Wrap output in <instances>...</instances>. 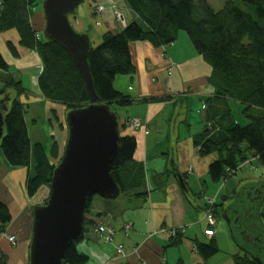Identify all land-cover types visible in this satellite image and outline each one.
Instances as JSON below:
<instances>
[{"label":"crops","instance_id":"1","mask_svg":"<svg viewBox=\"0 0 264 264\" xmlns=\"http://www.w3.org/2000/svg\"><path fill=\"white\" fill-rule=\"evenodd\" d=\"M111 1L99 4L105 7L100 14L107 9L113 13ZM122 3L128 14L127 22L135 19V13L124 0ZM93 11L97 15L96 8ZM85 16L83 9L82 14L73 19L79 27L77 31L89 34L91 39L90 27L84 26L82 21ZM103 21L107 31L114 30L108 17ZM31 22L38 37L43 38L46 19L42 2L34 8ZM0 40V50L10 65L5 73L0 69V88L7 83L4 77L11 74H20L16 79L21 82L25 76L29 77L36 90V94H32L30 88H25L30 98L27 96L23 100L27 103L25 120L30 139L32 143L44 144L48 152L57 143L61 157L69 134L68 110L62 104L47 100L41 93L38 86L43 69L41 56L21 46L20 35L15 29L0 33ZM193 46L182 33L174 43L161 47L148 41L130 43L136 70L117 76L114 87L130 95L135 102L127 107L114 106V111L119 117L120 135H133L137 140L134 157L144 166L145 179L141 190L121 194L123 197L116 200L93 197L85 216L84 239L77 245L78 251L89 257L86 264H179L180 261L183 264H233V254H227L224 259L214 256L205 262L194 248L195 240L209 242L215 238L218 242V226L214 235H205L208 228L204 219L205 195H212L219 187L218 198L229 181L223 185L212 181L209 166L216 155L201 156L194 144V136L205 128V101L214 89L209 83L212 68ZM153 97L161 99L151 100ZM134 117L140 118L144 126L131 127L128 121ZM175 166L184 175L188 198L183 193ZM27 177V168L12 167L2 159L0 200L9 206L13 216L6 231L0 233V251L8 257V264H30L35 206L29 204L38 193L32 198L28 196ZM140 193L142 195H138ZM100 224L113 229L111 240L98 232ZM127 224L132 225L128 231L125 230ZM173 229L183 233V240L177 245L172 241L176 235ZM9 236L16 237V244L9 241ZM120 245L124 247L123 254H118Z\"/></svg>","mask_w":264,"mask_h":264},{"label":"trees","instance_id":"2","mask_svg":"<svg viewBox=\"0 0 264 264\" xmlns=\"http://www.w3.org/2000/svg\"><path fill=\"white\" fill-rule=\"evenodd\" d=\"M42 1L0 0V33L17 30L21 46L39 53L43 69L38 86L47 100L64 105L68 111L86 107L91 103L90 95L71 55L61 44L38 37L31 22L34 8ZM124 1L136 18L128 21L119 32H105L101 44L92 46L88 56L99 102L110 104L113 111L114 106L127 107L135 102L130 95L114 87L117 76L136 70L130 52L131 42L148 41L156 47L166 46L185 31L196 52L212 68L209 83L214 92L205 101V128L194 136L201 156L216 155L209 166L212 181L225 184L248 161L264 166V0H228L221 10H216L208 0ZM9 68L0 51V69L7 71ZM10 87L18 90V97L10 99L11 106L4 112L0 167L5 159L12 167L27 168L25 186L32 198L42 187L50 186L61 157L57 143L49 152L44 144L32 143L25 120L27 105L20 100L25 88L21 81L13 80L4 84L5 94L9 95ZM233 102L243 106L242 117L246 124L237 120ZM119 146L120 158L112 174L122 194L141 190L145 170L134 157L135 136L121 135ZM183 193L188 198V194ZM92 199H88L87 208ZM217 207L218 203L216 215ZM261 215L264 222L263 210ZM12 221L9 206L0 200V233L6 231ZM182 240L181 232L172 238L174 245ZM194 242L195 250L205 262L220 252L215 238L209 242ZM77 245L74 242L69 247L62 264L88 263V255L79 252ZM232 262L259 264L248 252L232 255ZM262 262L264 264V259ZM0 264H8V257L1 251Z\"/></svg>","mask_w":264,"mask_h":264},{"label":"water","instance_id":"3","mask_svg":"<svg viewBox=\"0 0 264 264\" xmlns=\"http://www.w3.org/2000/svg\"><path fill=\"white\" fill-rule=\"evenodd\" d=\"M85 0H43L46 26L44 37L61 44L78 66L91 103L67 112L68 140L59 164L54 170L45 204L33 208L30 264H62L69 247L80 243L86 231L88 199L100 197L116 200L122 190L112 169L120 158L119 117L110 104L100 103L90 64V35L78 32L72 22L78 6ZM0 141L4 136L5 115L11 97L0 89ZM174 163V161H173ZM174 170L185 192L189 191L184 175ZM237 204L225 211L232 231L248 241L254 259L263 264L264 181L247 184L239 194ZM262 258V259H261Z\"/></svg>","mask_w":264,"mask_h":264},{"label":"rangeland","instance_id":"4","mask_svg":"<svg viewBox=\"0 0 264 264\" xmlns=\"http://www.w3.org/2000/svg\"><path fill=\"white\" fill-rule=\"evenodd\" d=\"M116 6L118 7V9H114L113 8V13L107 9L105 13L103 14H95L93 10H95V7H97V5H99L102 2H106V0H85L82 4H80L75 12L74 15H71L70 19L71 22L74 26V28L76 30H79V27L76 25V22L74 21V16L79 14H82L83 9H85L86 12V16L83 17L82 21L85 23L84 26L87 25L88 29L90 27V34H91V43L94 47H97L98 45L101 44L102 42V37L103 34L105 32H107V26L106 23L103 21L105 19V17H108L111 24L113 25L112 27L114 28L113 32H119L122 27H121V22L119 20V18L117 17V12L123 14L126 19L128 20V14L127 12H125V7L123 6L124 3H122V0H112ZM212 6L216 9V10H221L223 8V6L225 5V3L228 0H208ZM120 2L123 4H120ZM106 4V3H104ZM111 7V6H110ZM97 21H101L100 24H98ZM79 32V31H78ZM180 33H182L183 35H185L186 39L192 44L188 34L185 31H181ZM99 36V38H98ZM43 37H44V33H43ZM45 38V37H44ZM0 46H2L1 44V40H0ZM194 48V46H193ZM1 49V47H0ZM195 49V48H194ZM1 51V50H0ZM4 55V54H3ZM2 72H6V70H1ZM29 74V73H28ZM15 75V76H14ZM14 75H9L7 77H4L7 80V83H11L13 80L15 82H19V79H16L17 76H20V74H14ZM29 76H31L29 74ZM6 83V84H7ZM24 84V88H30L32 90V94H36V90H34V88H32L33 86L30 84V80L28 76H25L22 80V85ZM3 89V86L1 85V88ZM37 89V88H35ZM8 93L11 97V100L13 98L18 97V90L16 88L10 87L8 89ZM27 96L25 93L21 92L20 95V100L23 101L25 98H27ZM30 98V96L28 97ZM3 98L0 96V101ZM11 104V101L9 103V106ZM27 105V103H25ZM232 107H233V111L234 114L237 118V120H241L242 124H246V119H244L242 117V110H243V106L237 102H233L232 103ZM1 143V141H0ZM193 170V169H192ZM192 172V171H191ZM260 180L264 181V166L260 165L259 162L257 161H253V162H246L245 164L242 165V167L240 169L237 170V172L229 178V183L227 185V188H224L222 191V194L217 198V203H218V236H219V240H218V245L220 248V252L215 255V259L217 258H223L227 255V254H245V253H250L251 256H253V254L250 252L252 246L251 244L244 240L242 238L241 235L238 234L237 231H232L230 228V225L228 223V221L225 218V211L227 210V208H229L231 205L237 204V193L239 194V192L242 191V189L249 183L252 182H258ZM219 185V184H218ZM228 192V193H227ZM236 192V193H235ZM227 193V194H226ZM125 195V194H123ZM49 196V187H46L41 189L40 191H38V194L30 199V205L36 206V205H42L45 204L47 201V198ZM224 196H227L224 197ZM94 197H100L99 195H96ZM123 197V196H121ZM230 198V199H229ZM264 211V205H263V209ZM27 213H29V215H31V209H28ZM24 217V216H23ZM118 254H120L118 252ZM212 259V258H211Z\"/></svg>","mask_w":264,"mask_h":264},{"label":"built area","instance_id":"5","mask_svg":"<svg viewBox=\"0 0 264 264\" xmlns=\"http://www.w3.org/2000/svg\"><path fill=\"white\" fill-rule=\"evenodd\" d=\"M110 5H111V8L113 9H118V7L116 6V4L113 2V1H111V3H110ZM105 10V7H104V5H98L97 7H96V13L97 14H100V13H102L103 11ZM117 14V17L119 18V20H120V22L122 23V24H126V19H125V17H124V15L123 14H121V13H119V12H117L116 13ZM128 124L131 126V127H133V128H135V129H138V128H141V127H143L144 126V124H143V122L141 121V119L140 118H138V117H134V118H132V119H130L129 121H128ZM189 171H192V167L190 166L189 167ZM223 181L222 182H220V185L222 184L223 185ZM219 185V186H220ZM219 188V187H218ZM217 188V190L215 191V192H213V194L212 195H210V194H206L205 195V204H204V219L207 221V224H208V228L205 230V234L207 235V236H212V235H214V228L216 227V225H217V215H216V203H217V196H218V189ZM132 228V225L131 224H127L126 226H125V230L126 231H128V230H130ZM97 229H98V232L99 233H101V234H103L104 235V237H105V239L106 240H111L112 239V235H113V233H114V231H113V229L112 228H110L109 226H107L106 224H100L98 227H97ZM162 231H166V229H162ZM173 235H175V234H177V231L176 230H174L173 229ZM16 238H15V236H10L9 237V241L11 242V243H15V240ZM195 247V246H194ZM118 252L120 253V254H123L124 253V247H123V245H120L119 247H118Z\"/></svg>","mask_w":264,"mask_h":264},{"label":"flooded vegetation","instance_id":"6","mask_svg":"<svg viewBox=\"0 0 264 264\" xmlns=\"http://www.w3.org/2000/svg\"><path fill=\"white\" fill-rule=\"evenodd\" d=\"M2 98H4V96Z\"/></svg>","mask_w":264,"mask_h":264}]
</instances>
